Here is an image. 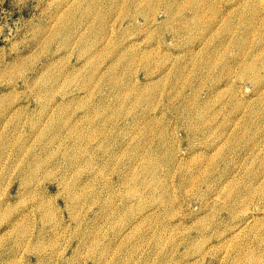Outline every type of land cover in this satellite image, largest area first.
Segmentation results:
<instances>
[{
    "label": "rangeland",
    "instance_id": "obj_1",
    "mask_svg": "<svg viewBox=\"0 0 264 264\" xmlns=\"http://www.w3.org/2000/svg\"><path fill=\"white\" fill-rule=\"evenodd\" d=\"M262 161L264 0H0V264H264Z\"/></svg>",
    "mask_w": 264,
    "mask_h": 264
},
{
    "label": "bare ground",
    "instance_id": "obj_2",
    "mask_svg": "<svg viewBox=\"0 0 264 264\" xmlns=\"http://www.w3.org/2000/svg\"><path fill=\"white\" fill-rule=\"evenodd\" d=\"M6 86H8V85H6ZM3 102V101H2ZM251 121V120H250ZM249 125V124H248ZM247 129H248V126H247ZM246 129V130H247ZM245 130V131H246ZM259 131V130H258ZM241 130H240V134H241ZM261 133V132H260ZM245 134H246V132H245ZM245 134H242L243 136L245 135ZM249 134V133H248ZM259 136V135H258ZM258 136H257V138H258ZM261 136V135H260ZM239 138V137H238ZM243 138V137H242ZM254 139V138H253ZM256 141H258V139L256 140ZM256 143V142H255ZM247 163V162H246ZM249 164V163H248ZM252 169V168H251ZM249 171V170H248ZM251 172V174H250V177L248 178V182H250L251 183V185L249 186L250 188H249V190L254 186V184H255V182H257V180H259V179H263L262 178V174L264 173V162L262 161V163H257L255 166H254V168L252 169V171H250ZM153 176H154V174H153ZM264 177V176H263ZM255 181V182H254ZM151 183V182H150ZM149 183V184H150ZM264 183V180H263V182L261 183V185ZM152 185V184H151ZM152 186H154V185H152ZM148 187H150L149 185H148ZM147 187V188H148ZM150 189V188H149ZM248 189V188H247ZM156 190V189H155ZM248 190V191H249ZM151 191V190H150ZM248 193V192H247ZM249 193L250 194H253L252 193V190H250L249 191ZM248 193V194H249ZM218 198V197H217ZM216 198V199H217ZM215 200V199H214ZM218 201H220V200H218ZM213 202V201H212ZM160 203V202H159ZM207 203V202H206ZM205 203V204H206ZM162 204V203H161ZM207 205V204H206ZM209 205V204H208ZM212 208V207H211ZM244 211V210H243ZM242 211V212H243ZM247 211V210H246ZM245 211V212H246ZM258 211H261L262 212V208H260V209H258L257 210V212H253V211H251V212H246L247 214H245V219L246 220H250V219H253L257 214H258ZM240 217H242V215H240ZM20 225V224H19ZM11 232V231H10ZM8 233V232H7ZM9 236V235H8ZM6 239V238H5ZM201 244V243H200ZM203 246V245H202ZM198 248V247H197ZM200 248H202V247H200ZM203 250H204V248H203ZM201 251H202V249H201ZM200 252V251H199Z\"/></svg>",
    "mask_w": 264,
    "mask_h": 264
}]
</instances>
